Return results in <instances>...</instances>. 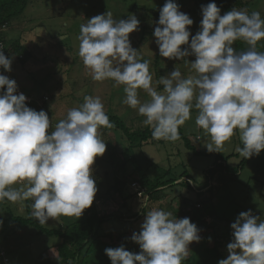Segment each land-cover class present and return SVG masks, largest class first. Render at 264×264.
Instances as JSON below:
<instances>
[{
  "label": "clouds",
  "instance_id": "obj_1",
  "mask_svg": "<svg viewBox=\"0 0 264 264\" xmlns=\"http://www.w3.org/2000/svg\"><path fill=\"white\" fill-rule=\"evenodd\" d=\"M200 8L195 34L190 29L193 19L176 0H165L159 9L152 32L159 55L170 60L192 56L188 62L196 73L184 77L174 67L157 82L163 92L153 87L151 60L141 59L131 44L129 34L139 31L140 25L135 15L117 20L105 12L88 18L80 25L78 55L93 80L111 79L114 86H124L123 103L145 117L143 124L152 128L153 138L179 140V127L191 118L195 102V123L210 137L207 151L221 152L239 130L243 146L236 151L251 158L264 149V52L257 50L264 39V18L258 11L249 14L234 7L221 14L215 0ZM237 40L247 49H234ZM2 48L0 42V67L10 72L12 57H6ZM140 89L149 100L141 102ZM18 92L16 81L0 74V201L31 200L32 216L40 224L61 215L79 218L98 191L92 165L106 151L98 129L113 127L104 104L99 96H85L49 131L47 112L27 106L30 97ZM18 184L22 186L14 187ZM230 228L227 256L217 264H264L260 215L252 209L241 211ZM199 233L189 217L152 209L129 238L139 252L121 244L104 253L111 264H182L189 245L201 241ZM207 239L211 242L210 236Z\"/></svg>",
  "mask_w": 264,
  "mask_h": 264
},
{
  "label": "rangeland",
  "instance_id": "obj_2",
  "mask_svg": "<svg viewBox=\"0 0 264 264\" xmlns=\"http://www.w3.org/2000/svg\"><path fill=\"white\" fill-rule=\"evenodd\" d=\"M204 1L176 0V3L180 5V10L189 14L194 21L190 26L192 34H195L199 28L202 18L200 6ZM242 1L248 2L247 7H236V9L258 11L264 18V0ZM164 2L165 0H29L24 11L10 19L7 26L2 29L3 31L1 30L0 36H4L7 40L6 44L21 37L31 51V58L21 65L16 58L12 57L11 71L5 72L4 75L16 81L19 92H23L33 100L35 98L32 108L37 111L43 109L47 112L51 121L49 131L55 130L56 124L65 117L68 109L81 105L85 96H99L106 113L111 112L119 116L132 129L150 127L143 124L145 117L138 113V109H132L123 103L125 97L123 85L114 86V81L111 79L103 81L92 79L89 70L85 68L78 55L80 43L78 36L80 25L85 24L88 18L97 14L111 12L117 20L135 15L140 25L139 31L129 34L131 44L139 50L141 59L151 60L149 71L152 74L153 87L163 92L164 86L157 82L161 76H167L174 67L178 68L184 77L196 74L188 62V59L194 60L192 56L182 60H170L159 55L158 62H155L154 57L159 51L152 35L156 26L155 22L158 20L154 9L161 8ZM136 8H138L137 11H134ZM144 27L147 28L143 30ZM42 80L43 82L39 83ZM138 92L141 102L150 99L144 90L140 89ZM42 94L47 97L42 98ZM197 114L198 110L193 102L191 118L179 128L197 145L198 149L206 151L205 144L210 142V137L196 125ZM98 132L105 140L106 151L102 156L95 158L92 168L93 176L96 173L95 177H99L101 180L99 185L101 184L102 187L122 181L120 178L123 175L127 176L132 170L131 165L135 164L142 168L147 167L151 177L156 175H166V178L177 176L184 167L187 169L189 179H186L185 184L176 183L159 192L158 195H162V198L164 193L169 195L158 202L150 200L146 210L148 212L151 208L156 209V206L162 203L164 205L160 207L162 210L171 212L173 217L174 213L180 212L178 215L183 218L189 217L192 212L189 209L190 206L195 207L199 202L197 214L202 219L201 224L211 225L214 232L207 231L201 234V241L195 242L190 247L189 257L191 259H204L209 236L212 240L213 236L220 235L221 247L226 248L228 242L224 237L228 236L227 229L230 228V223L234 221L239 212L252 209L253 214L260 215V218L264 220V149L259 155L249 158L243 167L240 166L238 175L231 178L230 173L220 172L216 175L205 173V169L212 165L214 155H194L184 146L183 140L166 141L164 144L147 143L127 149L125 140L121 138L120 132L114 126L111 128L101 126ZM242 146L239 130L224 143L221 152L224 155H230L227 158L229 167L237 168L242 157L236 149ZM108 147L113 148L116 154V158L111 159L112 164L109 163L110 149ZM132 156L133 161H128L130 165L125 164L123 159ZM107 159L108 162H106ZM108 163L112 166L110 167ZM169 168L171 171H165ZM127 178L131 180L130 177ZM21 186L20 184L14 185V187ZM134 189L127 181L121 195L114 191L110 192L108 197L102 195L99 198L95 195L92 205L86 208L79 218L61 215L55 219L49 218L46 224H40L34 219L43 227L65 230L82 223L92 212L102 214L113 210L112 213H122L124 217L107 221L99 228L100 232L139 231L147 212L138 217L134 215L146 205L148 198L144 194L143 196L142 194L137 195ZM185 197L187 200L183 203L182 200ZM26 201L31 202V200L16 203L9 201L5 213L1 212L3 224L0 225V247L6 253L9 264H48V260L54 263L69 264L71 259L68 257V246L65 247L62 244L61 238L36 234L35 229L30 225H20L8 219L13 215L26 216ZM167 203L170 208L165 210ZM117 209L119 210L116 211ZM195 224H198V221ZM230 231H232L231 228ZM135 244L129 239L124 246L126 250L132 251ZM106 247L107 245L97 240L95 245H91V250L86 256H80V264H104L110 260L106 254L101 257L97 256L104 252ZM53 253L58 256L59 261Z\"/></svg>",
  "mask_w": 264,
  "mask_h": 264
},
{
  "label": "trees",
  "instance_id": "obj_3",
  "mask_svg": "<svg viewBox=\"0 0 264 264\" xmlns=\"http://www.w3.org/2000/svg\"><path fill=\"white\" fill-rule=\"evenodd\" d=\"M29 0H0V32L3 29V27L7 26V24L10 22V19L15 18L16 16L20 15L24 9L26 8ZM211 2V0H205L203 4H207ZM215 3L217 4L218 7L221 8V14L224 12L230 10L231 8H236V7H247L248 2L247 1H242V0H215ZM138 8H136L134 11H137ZM159 9L156 7L154 9L156 16L159 17ZM249 14L253 11L251 9H247ZM142 20V19H140ZM147 27H144L143 30H145ZM3 31V30H2ZM3 35V34H2ZM0 41H2V51L4 52L6 57H13L16 58L17 61L21 64L24 65L28 60L31 58V51L29 50V47L22 41V38H18L15 40H12L9 44H6V41L4 36H0ZM233 48L236 49L237 51H244L247 49V44H245L242 40H237L236 42L233 43ZM257 50L264 52V39L259 41L257 43ZM155 62H158L159 59V53L155 55ZM155 63V64H156ZM12 64V63H11ZM5 71L2 67H0V74H4ZM43 82L40 81L39 83ZM161 88V87H160ZM46 94V93H45ZM45 94H42V98L47 97ZM28 96V95H26ZM30 97V96H28ZM35 98H30V101L26 102L27 106L32 108V105L35 103ZM34 102V103H32ZM37 104V103H36ZM107 115L109 117L110 122L112 125L120 132L121 138L125 140L127 144V149H131L132 147L137 146H143V144L147 143H162L164 144L168 140H157L153 138L152 136V128L151 127H144L143 129L136 128L132 129L129 127L119 116L107 112ZM179 133H180V139L183 140L184 146L191 150V152L194 155H207V156H212L214 155L215 159L212 162V165L205 169V173L208 175L211 174H217V173H225L228 174L230 173V177L234 176V178L238 175V171L243 167L245 162L249 159L242 158L240 162L237 165V168H231L227 164V158L230 155H224L222 152H208L200 150L197 148V145L187 137L183 131L179 128ZM110 149V156H109V163H111V159L116 158V154L113 150V148L108 147ZM134 157L126 158L123 159L125 164H129L128 161L132 160L133 161ZM108 162V159L107 161ZM108 163V164H109ZM109 164V166H110ZM124 165V163H123ZM130 165V164H129ZM112 166V165H111ZM110 166V167H111ZM132 170L129 172L127 176L123 175L120 180L122 181H116L114 183H111L107 185L106 187H102L101 180L97 176L96 173L93 176L95 182H96V187H98V191L96 192L95 195H97L99 198L102 195H105L108 197L110 192H116V194L121 195L123 190L125 189V185L127 184V181L130 182V185H132L135 189V192L138 194H143L145 195L147 199V203L145 206L141 207L140 210L134 215V217H138L143 215L145 212H147L146 207L149 205L150 200H153L154 202H158L159 200L168 197V193L163 194V198L158 195L159 192L163 191L164 189L168 187H172L173 184H185L186 179H189L187 175V169L184 167L183 171L177 175V176H172V177H167L159 175V176H154L151 177L148 174V169L147 167L143 166V168L138 165H131ZM241 166V167H240ZM165 171H171V168L165 170ZM166 173V172H165ZM127 177H130L128 179ZM184 179V180H183ZM118 180V179H117ZM213 187V186H212ZM210 187V188H212ZM186 197L182 200L183 203H186ZM198 201V200H197ZM8 200L5 199L4 201H0V220L3 218L1 217V212L6 211V208L8 207ZM32 201L25 202V209L27 210V215L26 216H21V215H13L12 217H9L12 222L19 223L20 225H30L35 229L36 234H46L49 236H56L59 237L63 240L62 244L66 247L68 246V252H69V258L71 259V264H80V256H86L88 252L91 250V245H95L96 241H101L107 247H118L121 244L125 245L127 243V240H129L130 236L134 232V230H128L126 232H118V231H110L108 233L105 232H100L99 228L106 223L107 221H111L114 218H123L122 213H112V211H107L103 212L102 214H99L97 212H92L88 215L86 219L80 224H75L71 226L68 229L61 230V229H52V228H46L43 227L42 225L38 224L34 217L32 216V207H31ZM157 204V203H156ZM198 204L197 202L196 206H190L189 209L192 210L189 218L191 222L196 223L198 221L197 227L200 229V236L201 234H204L207 231H212L214 232V228L211 225H205L204 223L201 224V218H199L198 213ZM178 205V204H177ZM7 206V207H6ZM164 206L162 203L160 205H157L156 209H161L160 207ZM170 208V205L168 203L165 205V210ZM155 209V208H151ZM117 209L116 211H118ZM162 210V209H161ZM186 210V209H185ZM115 211V210H114ZM179 211V209H178ZM180 212L174 213V217L180 218ZM228 236L224 237L227 239V242L229 243L231 240V231L230 228L228 227ZM138 231V230H135ZM221 236H213V239L209 244L206 246L205 252L206 255L204 259H191L188 257L182 261V264H217V261L219 259L226 258V248L221 247L222 242L220 240ZM226 242V243H227ZM195 242H192L189 245V251L190 247L194 244ZM106 247V248H107ZM134 250L132 252H139V246L138 244L133 245ZM105 255L104 252H102L100 255L97 257H101ZM48 264H60L58 262H53L48 260ZM101 263V262H100ZM0 264H9V259L6 255V253L1 249L0 247ZM96 264V263H95ZM102 264V263H101ZM104 264H111L110 260L106 261Z\"/></svg>",
  "mask_w": 264,
  "mask_h": 264
},
{
  "label": "built area",
  "instance_id": "obj_4",
  "mask_svg": "<svg viewBox=\"0 0 264 264\" xmlns=\"http://www.w3.org/2000/svg\"><path fill=\"white\" fill-rule=\"evenodd\" d=\"M18 93H21V92H18Z\"/></svg>",
  "mask_w": 264,
  "mask_h": 264
}]
</instances>
